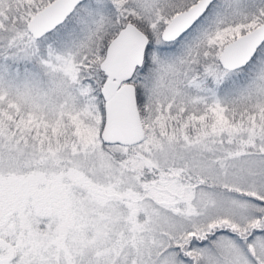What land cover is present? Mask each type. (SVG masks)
I'll use <instances>...</instances> for the list:
<instances>
[{
    "label": "snow or ice",
    "instance_id": "6c2138e0",
    "mask_svg": "<svg viewBox=\"0 0 264 264\" xmlns=\"http://www.w3.org/2000/svg\"><path fill=\"white\" fill-rule=\"evenodd\" d=\"M0 264H264V0H0Z\"/></svg>",
    "mask_w": 264,
    "mask_h": 264
}]
</instances>
